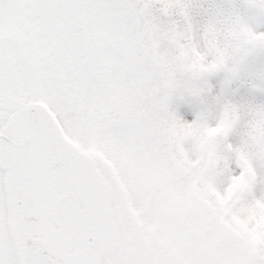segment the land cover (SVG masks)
<instances>
[{
  "label": "snow or ice",
  "instance_id": "snow-or-ice-1",
  "mask_svg": "<svg viewBox=\"0 0 264 264\" xmlns=\"http://www.w3.org/2000/svg\"><path fill=\"white\" fill-rule=\"evenodd\" d=\"M0 264H264V0H0Z\"/></svg>",
  "mask_w": 264,
  "mask_h": 264
}]
</instances>
